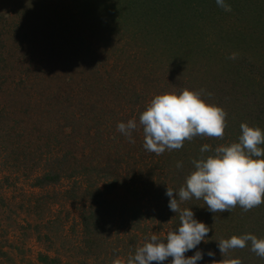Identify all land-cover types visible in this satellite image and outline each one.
<instances>
[{"label":"trees","instance_id":"1","mask_svg":"<svg viewBox=\"0 0 264 264\" xmlns=\"http://www.w3.org/2000/svg\"><path fill=\"white\" fill-rule=\"evenodd\" d=\"M254 1L263 3L260 9H250ZM21 2L40 5L39 11L43 2L55 4ZM225 3L230 11L216 0H78L66 9L62 5L61 14H70L68 20L62 16L65 28L76 35L64 44H73L68 52L74 51L78 62V73L73 72L78 80L69 74L67 80L76 82L66 92L61 83L68 74L58 62L56 40L35 35L28 41L33 26L21 22L20 6L12 10L20 23L10 24L9 11L0 12L2 158L16 153L12 168L42 171L32 179L33 189L71 181L62 197L79 206L74 219L78 239L72 245L82 257L78 264H128L146 236L166 237L180 221L169 210L165 191H178L193 170L192 160L211 154L200 153L201 145L237 142L241 123L264 131V0ZM91 19L94 24L87 30L85 22ZM233 53L236 57L230 59ZM185 88L224 110L223 137L196 136L160 155L146 151L139 114L154 95ZM130 119L138 124L134 142L117 129ZM118 188L124 202L115 205L111 194ZM57 195L51 203L62 214L67 202ZM180 207H190L210 229L208 241L198 249L215 255H204L198 264H229L233 257L242 264H264L250 243L221 255L216 242L245 233L264 238V204L246 212L237 205L231 212L211 213L202 199L193 198ZM38 261L60 262L46 254L38 255Z\"/></svg>","mask_w":264,"mask_h":264},{"label":"clouds","instance_id":"2","mask_svg":"<svg viewBox=\"0 0 264 264\" xmlns=\"http://www.w3.org/2000/svg\"><path fill=\"white\" fill-rule=\"evenodd\" d=\"M216 4L230 11L225 0H216ZM235 57L233 53L229 58ZM224 118L222 108L185 88L154 95L139 114L138 123L142 127L145 150L160 155L166 150L182 148L185 140L196 136L223 137ZM137 127L134 119L117 124L118 131L130 142H134L132 132ZM199 151L211 154L192 160L193 170L178 191L170 188L165 191L167 206L179 216V225L164 238L155 234L146 236L143 245L129 257L128 264H198L204 255H215L211 249L206 252L198 249L201 242L208 241L209 226L197 220L190 207L181 209L180 202L202 199L211 213L231 212L237 205L246 212L264 204V131L241 123L237 142L214 148L205 143ZM176 167L181 168L182 163L178 161ZM216 242L221 255L250 243V251L264 258V238L254 234L232 235ZM190 251L193 254L186 256ZM229 264L242 262L233 257Z\"/></svg>","mask_w":264,"mask_h":264},{"label":"rangeland","instance_id":"3","mask_svg":"<svg viewBox=\"0 0 264 264\" xmlns=\"http://www.w3.org/2000/svg\"><path fill=\"white\" fill-rule=\"evenodd\" d=\"M75 1L78 0H55L57 6L43 2L41 3L44 7L42 11H45L42 12L39 11L41 6L35 7L32 2H30L31 5L26 6L29 3H22L21 0H0V12L9 11L10 24L20 23L12 10L15 9V5L21 7L24 14L21 22L25 26V19L26 24L33 26L28 31V34H31L28 41H32L35 35L37 39L46 36L51 42L56 40L58 62L61 63L62 68H65L64 74H68L61 83L62 86L66 84L65 89L62 87L63 92L74 88L78 80V75L74 74L78 73L77 57L73 56L74 51L68 52L75 47L73 44L70 46L71 43L69 46L64 44L68 36L76 37V35L65 28L64 23L67 21H63V17L68 20L70 14L64 12L61 14L62 5L66 9L67 4L70 5V2L73 4ZM262 5L263 3L254 1L250 9L257 10ZM80 19L83 20L81 17ZM85 24L88 27L86 29L89 30L94 24V19H91L90 23L86 20ZM8 38L12 39L11 36ZM242 50L244 54L247 52ZM69 74L73 75L75 82L67 80ZM3 153L0 150V264H41L38 261L40 254L57 257L60 260L59 264H65L67 260L75 264L81 262L82 257L75 249H72L74 240L78 239V226L74 219H78L79 206L77 201L72 203L62 197L63 192L71 186V181L62 180L55 186L33 189L31 181L42 171L32 166L28 170L12 168L10 163L16 153L2 158ZM56 192L58 195L55 199L67 202V204L64 203L66 205L63 207L62 214L57 212L56 207L51 203L50 198ZM123 195L124 192L120 188L117 192H113L111 194L113 204L118 205L124 202ZM86 261L88 262L86 264H96L91 260Z\"/></svg>","mask_w":264,"mask_h":264}]
</instances>
